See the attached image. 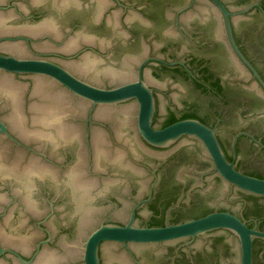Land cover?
Instances as JSON below:
<instances>
[{"label":"water","instance_id":"water-1","mask_svg":"<svg viewBox=\"0 0 264 264\" xmlns=\"http://www.w3.org/2000/svg\"><path fill=\"white\" fill-rule=\"evenodd\" d=\"M0 264H264V0H0Z\"/></svg>","mask_w":264,"mask_h":264}]
</instances>
